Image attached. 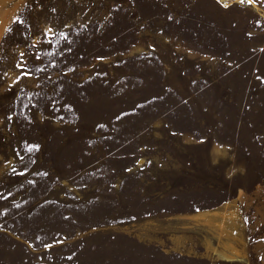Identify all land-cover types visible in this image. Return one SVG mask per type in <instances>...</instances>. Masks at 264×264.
Returning <instances> with one entry per match:
<instances>
[{
	"label": "rangeland",
	"instance_id": "obj_1",
	"mask_svg": "<svg viewBox=\"0 0 264 264\" xmlns=\"http://www.w3.org/2000/svg\"><path fill=\"white\" fill-rule=\"evenodd\" d=\"M0 19V264H264V0Z\"/></svg>",
	"mask_w": 264,
	"mask_h": 264
},
{
	"label": "bare ground",
	"instance_id": "obj_2",
	"mask_svg": "<svg viewBox=\"0 0 264 264\" xmlns=\"http://www.w3.org/2000/svg\"><path fill=\"white\" fill-rule=\"evenodd\" d=\"M7 24H8V21L0 19V38H1L5 28L7 26Z\"/></svg>",
	"mask_w": 264,
	"mask_h": 264
},
{
	"label": "crops",
	"instance_id": "obj_3",
	"mask_svg": "<svg viewBox=\"0 0 264 264\" xmlns=\"http://www.w3.org/2000/svg\"><path fill=\"white\" fill-rule=\"evenodd\" d=\"M207 213L205 211H197L194 214H191L192 217H202L205 216Z\"/></svg>",
	"mask_w": 264,
	"mask_h": 264
},
{
	"label": "snow or ice",
	"instance_id": "obj_4",
	"mask_svg": "<svg viewBox=\"0 0 264 264\" xmlns=\"http://www.w3.org/2000/svg\"><path fill=\"white\" fill-rule=\"evenodd\" d=\"M241 2H243V0H241ZM249 2H251V0H249ZM226 6V5H225ZM21 23H23V21H21ZM50 31V30H49ZM26 74V73H25Z\"/></svg>",
	"mask_w": 264,
	"mask_h": 264
}]
</instances>
